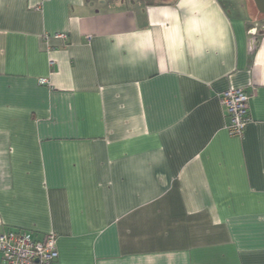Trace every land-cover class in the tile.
I'll return each instance as SVG.
<instances>
[{"label": "crops", "instance_id": "crops-1", "mask_svg": "<svg viewBox=\"0 0 264 264\" xmlns=\"http://www.w3.org/2000/svg\"><path fill=\"white\" fill-rule=\"evenodd\" d=\"M228 2L0 0V234L53 233L55 264H264V31Z\"/></svg>", "mask_w": 264, "mask_h": 264}, {"label": "built area", "instance_id": "built-area-1", "mask_svg": "<svg viewBox=\"0 0 264 264\" xmlns=\"http://www.w3.org/2000/svg\"><path fill=\"white\" fill-rule=\"evenodd\" d=\"M250 32L255 34L254 29ZM42 83L47 82L42 80ZM219 102L226 111L228 134L241 137L252 122L250 95L243 88L228 89L219 95ZM0 254L2 264H55L58 259L56 236L48 233L34 239L27 232L9 230L0 234Z\"/></svg>", "mask_w": 264, "mask_h": 264}, {"label": "rangeland", "instance_id": "rangeland-1", "mask_svg": "<svg viewBox=\"0 0 264 264\" xmlns=\"http://www.w3.org/2000/svg\"><path fill=\"white\" fill-rule=\"evenodd\" d=\"M99 1V0H97ZM107 2L109 8L114 9L117 7H131L134 6L137 9L141 8L146 2L151 1H159V0H104ZM227 8L229 12L232 13V15H235V10H238L243 16L248 18L247 14L248 12H251L253 14V20H257L256 25H254V33H258L259 30L264 31V17L257 12L253 0H228Z\"/></svg>", "mask_w": 264, "mask_h": 264}, {"label": "water", "instance_id": "water-1", "mask_svg": "<svg viewBox=\"0 0 264 264\" xmlns=\"http://www.w3.org/2000/svg\"><path fill=\"white\" fill-rule=\"evenodd\" d=\"M253 3L257 12L264 16V0H253Z\"/></svg>", "mask_w": 264, "mask_h": 264}, {"label": "flooded vegetation", "instance_id": "flooded-vegetation-1", "mask_svg": "<svg viewBox=\"0 0 264 264\" xmlns=\"http://www.w3.org/2000/svg\"><path fill=\"white\" fill-rule=\"evenodd\" d=\"M264 17V16H263Z\"/></svg>", "mask_w": 264, "mask_h": 264}]
</instances>
